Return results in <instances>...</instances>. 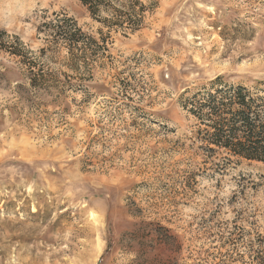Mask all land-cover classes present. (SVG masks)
<instances>
[{
  "label": "rangeland",
  "instance_id": "1",
  "mask_svg": "<svg viewBox=\"0 0 264 264\" xmlns=\"http://www.w3.org/2000/svg\"><path fill=\"white\" fill-rule=\"evenodd\" d=\"M54 15L98 37L77 0H0V45L37 57ZM107 49L39 90L0 49V264H253L264 164H205L181 96L217 77L264 94V0H160ZM59 60L38 65L71 76Z\"/></svg>",
  "mask_w": 264,
  "mask_h": 264
},
{
  "label": "trees",
  "instance_id": "2",
  "mask_svg": "<svg viewBox=\"0 0 264 264\" xmlns=\"http://www.w3.org/2000/svg\"><path fill=\"white\" fill-rule=\"evenodd\" d=\"M77 1L101 26L97 38L83 31L73 18L54 15L37 28V33L46 40L37 57L17 38L0 45L1 50L23 66L32 89H47L60 77L85 80L93 76L108 51L111 33L128 36L143 29L146 18L160 0ZM62 51L65 55L59 60ZM46 56L59 60L71 76L40 67L38 61ZM187 93L181 96V106L196 123L192 139L202 152L205 164L216 172L238 161L264 164V94L240 85L224 84L221 77L214 80L210 89ZM246 247L253 264H264V243L260 237L248 240Z\"/></svg>",
  "mask_w": 264,
  "mask_h": 264
}]
</instances>
